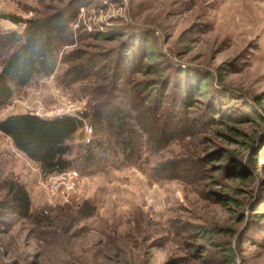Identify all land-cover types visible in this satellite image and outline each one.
<instances>
[{
    "label": "rangeland",
    "instance_id": "rangeland-1",
    "mask_svg": "<svg viewBox=\"0 0 264 264\" xmlns=\"http://www.w3.org/2000/svg\"><path fill=\"white\" fill-rule=\"evenodd\" d=\"M71 4L79 7L72 42L60 49L55 72L16 89L0 120L89 110L117 76L101 66L73 82L67 71L76 54L113 48L114 58L135 31L154 34L150 42L175 65L203 70L214 88L228 89L229 120L205 117L193 135L161 151L144 148L134 165L109 158L99 172L80 161L91 137L85 121L69 142L67 157L81 178L67 195L51 194L46 179L52 172L44 174L0 131V200L7 183L19 180L31 212L42 217L38 223L9 217L0 225V251L18 264H227L222 253L231 247L233 264H264V0H0V32L22 33L28 20ZM112 30H124L120 41L98 35ZM10 51H0V67ZM205 100L198 95L183 115H195ZM171 158L197 159L199 171L187 181L166 178L156 167ZM87 200L96 207L90 217L77 212Z\"/></svg>",
    "mask_w": 264,
    "mask_h": 264
},
{
    "label": "trees",
    "instance_id": "trees-1",
    "mask_svg": "<svg viewBox=\"0 0 264 264\" xmlns=\"http://www.w3.org/2000/svg\"><path fill=\"white\" fill-rule=\"evenodd\" d=\"M78 9V5L71 4L67 9L32 18L22 33L0 32V51L11 49L0 67V108L9 103L16 89L28 85L36 76H50L55 72L60 49L72 42L71 25ZM12 18L17 23L22 21ZM123 31L112 30L98 35L120 41ZM126 35L128 39L116 57L111 58L115 54L113 48L109 53L80 51L75 56L78 61L67 71V75L73 76V82L89 78L101 66L115 72L114 83L107 92L106 88L103 90L106 97L95 102L89 110L52 117L14 113L0 120V131L37 163L44 174L71 169L73 161L67 157L71 152L69 142L85 121L91 137L82 147L80 161L84 168L95 167L91 172H99L100 165L109 158L119 166L134 165L141 159L144 148L161 151L175 140L193 135L196 127L206 123L203 122L205 117L211 123L223 124L229 120L223 106L228 103L225 101L230 92L214 88L211 74L175 65L158 45L150 42L154 36L151 32L135 31ZM145 57L154 60L145 62ZM99 60L102 61L100 65ZM132 72H140L145 77L137 78ZM198 95L206 100L200 101L195 115L184 116L183 111L189 109ZM196 160L166 159L156 170L166 178L187 181L199 171ZM7 187V196L0 200V225H7L9 217L13 216L40 222L42 217L31 212L32 202L25 184L15 179L9 181ZM77 209L84 217L96 211L90 200ZM206 234L202 231L199 236L206 237ZM225 248L224 262L233 264L234 249ZM0 264L18 262H12L6 252L0 251Z\"/></svg>",
    "mask_w": 264,
    "mask_h": 264
},
{
    "label": "built area",
    "instance_id": "built-area-1",
    "mask_svg": "<svg viewBox=\"0 0 264 264\" xmlns=\"http://www.w3.org/2000/svg\"><path fill=\"white\" fill-rule=\"evenodd\" d=\"M62 114H78V112H73L70 109L64 110L63 112L56 113L54 115L49 116H56V115H62ZM47 115V116H48ZM80 172L76 169H69L65 171H55L52 172L46 179V185L48 186V189L51 194L60 195L61 193L69 194L70 192L76 191V188L78 186V183L80 182ZM61 194V195H62Z\"/></svg>",
    "mask_w": 264,
    "mask_h": 264
}]
</instances>
